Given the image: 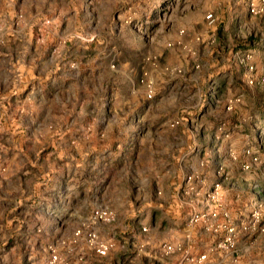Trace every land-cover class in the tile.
<instances>
[{"label": "rangeland", "instance_id": "1", "mask_svg": "<svg viewBox=\"0 0 264 264\" xmlns=\"http://www.w3.org/2000/svg\"><path fill=\"white\" fill-rule=\"evenodd\" d=\"M262 2L0 0V264H264Z\"/></svg>", "mask_w": 264, "mask_h": 264}, {"label": "built area", "instance_id": "2", "mask_svg": "<svg viewBox=\"0 0 264 264\" xmlns=\"http://www.w3.org/2000/svg\"><path fill=\"white\" fill-rule=\"evenodd\" d=\"M262 6H264V0L262 2ZM256 9L255 8H252V12L255 13Z\"/></svg>", "mask_w": 264, "mask_h": 264}]
</instances>
